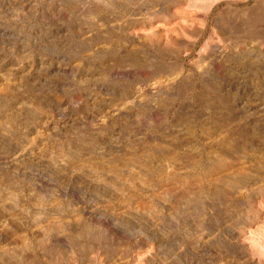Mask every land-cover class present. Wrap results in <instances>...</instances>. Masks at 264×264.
Returning <instances> with one entry per match:
<instances>
[{
  "label": "rangeland",
  "instance_id": "obj_1",
  "mask_svg": "<svg viewBox=\"0 0 264 264\" xmlns=\"http://www.w3.org/2000/svg\"><path fill=\"white\" fill-rule=\"evenodd\" d=\"M0 264H264V0H0Z\"/></svg>",
  "mask_w": 264,
  "mask_h": 264
},
{
  "label": "bare ground",
  "instance_id": "obj_2",
  "mask_svg": "<svg viewBox=\"0 0 264 264\" xmlns=\"http://www.w3.org/2000/svg\"><path fill=\"white\" fill-rule=\"evenodd\" d=\"M157 45H162V46H165V45H166V43H165V42H164V41L161 39Z\"/></svg>",
  "mask_w": 264,
  "mask_h": 264
}]
</instances>
